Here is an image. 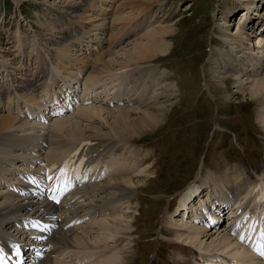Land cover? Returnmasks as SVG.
Wrapping results in <instances>:
<instances>
[{
  "label": "bare ground",
  "instance_id": "1",
  "mask_svg": "<svg viewBox=\"0 0 264 264\" xmlns=\"http://www.w3.org/2000/svg\"><path fill=\"white\" fill-rule=\"evenodd\" d=\"M148 1L152 2V0H125L124 4L128 8L137 7L138 5L140 7L134 11H139L148 7ZM116 2L117 0H85L82 5H79L81 7L77 6L82 11L80 21H82L81 28L85 29L83 34L77 35L76 39L75 33L71 34L74 38H70L69 41H66L69 44H63L61 47L55 45L50 49H37L38 68L32 69L31 73L28 74L23 72V74L25 73V80H33L31 83L33 87L26 86V89H29L26 94L34 95L37 101H50L52 104L57 101V105H62L61 100L65 101L67 99L66 95L67 97L75 96L78 100V105L74 106L75 112L73 114L53 119L47 124L31 125L32 128L40 130L41 141L47 143L51 137L62 138L64 141L89 140L91 138L98 145L94 159L98 163L106 162L102 169L111 167V171L105 179V182H109L107 185L101 184V182L87 184V180L77 181L78 188H81L77 191L76 200L73 201L71 198H67L60 205H53L49 211L44 209L42 192L35 191L34 187L29 191H24L27 184L19 178L17 181L9 182V188L0 189V238L3 233L10 232L18 239L17 249L29 252L25 255L22 264H75L78 261L84 262H78V264H127L126 262H128L127 260L131 254L127 243H123L126 237L120 239L116 235L118 232H129L131 224L128 220L126 222H129V224L123 225L120 223L122 225H116L119 221L115 216L118 215L120 221L123 222L124 218L120 216H123L126 210L130 212L129 201L132 196V187L138 184L139 177L141 178V174L145 173L150 162L147 165V151L142 153L143 150H141L139 153V150L130 148L128 144L132 139L131 137L139 136L138 133L143 132V130L158 125L164 117V108L162 105L159 106L160 103L157 104V101L164 100V97L156 100V103L151 102V98H157L161 92L154 93L151 97L149 95L150 78L147 81V78L144 79L143 76L150 68L152 69L147 73L154 76L156 65L148 68L139 67V62L148 61L158 54L168 52V44L164 42V35L169 33L172 28L166 25L153 26L152 28L145 26L148 30L141 39L144 38L146 41L142 42L140 39L134 42L129 50L121 53L123 56L125 55L123 57L125 62H118L120 61L117 56L119 52L114 50V46L120 45L121 40L134 29L122 30L117 35L116 40L114 39L115 36L110 37L109 25L106 26V24L119 19L117 15L120 12L115 6ZM246 7V10L240 12L247 15L250 7L247 5ZM111 12H113V16L108 23L105 16L108 17ZM127 14L129 13L127 12ZM248 23L249 21H243L234 34H226L227 38L224 40L230 44L231 50L240 52L245 49L244 44L247 43L244 40L245 36H242L243 31L241 32V29L242 25ZM84 24L91 25L86 26ZM105 33L110 36L107 37ZM83 37L87 39L82 40ZM156 37L158 40H156ZM18 39L21 38L18 37ZM259 40L261 41H255L252 44L253 48L256 47V54H253L251 50L249 56L245 58L246 62H240L238 68L226 60L223 65L229 75L236 79L237 91L247 94L252 99H259V113H263L262 117L264 118V111L261 110V106H264V44L261 43L264 42H262V38ZM61 42L59 41V43ZM17 52H22L21 46H18ZM225 52L228 56L232 55L229 50ZM218 53L221 54V51H218ZM224 56H221L222 59H224ZM132 63L136 65L130 68ZM7 64H3L4 70H2L5 72L7 66L4 65ZM115 64L119 68L114 69L112 66ZM259 69H261V73L258 71ZM133 74H137L136 76H140L144 80L141 82L139 79L141 83L133 82L128 87L129 79L135 80V82L137 80L132 78L135 77ZM129 75L131 76L129 77ZM159 78L164 80L166 77L161 72ZM39 80L43 81L35 84ZM218 82L224 85L223 78L220 77ZM38 85L43 86L42 89L36 93H31L33 88H37ZM2 90L3 88H0V141L3 140L5 134H10L11 139L10 143L4 141L0 143V146L4 143L8 145L4 147V151L8 154V149L15 150L13 147L15 140L23 138L28 132L25 129L19 130V126L25 125L27 122L17 116L16 113L13 114L14 111L11 110L8 104L9 98L18 94L17 85L11 83L9 88L6 89L8 94H2ZM99 90L101 91L97 93ZM165 93L163 96L170 95H165ZM171 97L174 96L171 95ZM35 99L32 98L31 100L34 101ZM112 101L118 103L121 101L122 105L114 103L113 108H110ZM33 104L34 102L26 99L18 109H25ZM148 104H155L157 107L143 108ZM76 115L78 118H76ZM132 115L137 117L133 118ZM84 121H96L97 125L91 126L88 123H81ZM105 129L107 130L105 131ZM17 131H20V133L18 134ZM87 131L90 134H87ZM41 149H43L41 142L35 141L34 150L28 158H42L44 152ZM14 157L21 158L22 162L26 158L17 154L16 151ZM11 161L13 162L10 163ZM5 162L15 165L14 158L10 162ZM98 167L100 168L101 165ZM91 169L92 165L84 162L81 166H77L74 172L77 173V177H86L91 175ZM207 170L202 175L201 168H199L196 175L199 186L202 191H205V194L199 195L197 201L193 203L194 205H190L192 215L194 218L197 215L204 216L209 204L207 202L211 198L214 201H217L218 198L228 200L232 198L236 203L235 205H232L230 201L226 202L224 206L215 203L211 209L214 210L215 208L214 211L223 209L228 212L230 218L233 217L235 222L242 223L240 224V231L230 234L224 227L220 229V226H214L210 230L207 228V223H196L192 219H184L185 213L182 217H179L180 213L176 214L180 206L188 208L186 200L196 190L193 182L184 188L176 211L166 210L165 221L162 222L161 226L172 234L171 238L175 245V256L178 263L190 261L189 264H191V257L193 254L196 255L192 247L196 248L201 256L210 253L215 257L213 251H219L227 253L228 256L240 263L248 262L251 257L247 258L248 254L246 252L250 251L257 254L253 251V247L260 244L258 230L260 228L264 230V224L261 223L260 219L264 218V168L260 174L255 173L253 179L246 171L243 172L236 165L229 166L224 172H219V170V174L213 169ZM118 175L121 176L118 178L119 180H116V177L113 182V178ZM135 179L137 180L134 181ZM116 182L124 185V187L112 185ZM83 184L84 186H82ZM13 185L17 187V192L11 189ZM102 193H105V196H101ZM120 205L123 209H120ZM108 215L109 217H107ZM176 216L179 218H176ZM110 217L114 218L110 220ZM213 218L211 217L212 220ZM21 224H30V231L21 230ZM162 227L158 232L159 236L164 234ZM25 233L29 234L28 239L24 238ZM17 236L19 237L17 238ZM239 237L249 238L251 246H245L241 243ZM27 244L29 247L25 249ZM72 247L76 249L74 250ZM39 250L42 251L40 257L36 255ZM18 258H20V253L16 259ZM224 264L231 263L225 260Z\"/></svg>",
  "mask_w": 264,
  "mask_h": 264
},
{
  "label": "rangeland",
  "instance_id": "2",
  "mask_svg": "<svg viewBox=\"0 0 264 264\" xmlns=\"http://www.w3.org/2000/svg\"><path fill=\"white\" fill-rule=\"evenodd\" d=\"M84 1L0 0V60L2 66L4 63H12L15 66L19 65L16 62H20L23 65L26 63L24 67H31L28 59L30 58L33 65L32 69L35 70L39 66V61L36 59L37 49H50L55 45L61 47L63 44H69L66 41H69L70 38L75 36L76 39L77 35H82L85 29L81 28L80 15L82 11L78 7H81L79 5H82ZM124 1L117 0L115 3L117 10L120 12L117 15L119 19L106 24V26L109 25L111 36L105 33L107 37L113 38L115 36L114 39L116 40L117 35L122 30L134 29L126 36L127 38L121 40L120 45L114 46V50L119 52L117 56L120 61L118 62H125V58H123L125 55L123 56L121 53L129 50L134 42L139 41L145 35L148 30L145 26H149V28L164 25L171 27V31L164 35V42L168 44V52L158 54L148 61L139 62V67L148 68L156 64L170 67L173 72L168 71L169 80H175L180 98L177 95L178 91H176L174 82L170 81L168 86L167 82H164L168 80L166 68L157 72L156 65V76H150L147 73L152 68L143 75L144 79L147 78V81L150 78L149 95L151 97L154 93L161 92L157 98H151V102L156 103V100L164 97V100L157 101V104L160 103L159 106L162 105L164 108V117L161 123L152 126L153 128L143 130V132L138 133L139 136L131 137L132 139L129 141L130 148L139 150V153L141 150H143L142 153L144 151L148 152L147 165L150 163L145 173L141 174V178L139 177L138 184L132 187L130 198L132 208H130V212L126 210L124 211L125 214L120 216L125 220L123 219V222H121L118 215L115 216L119 221L115 222L116 225L129 224L132 220L129 230L133 229V231L130 233L127 231L124 233L118 232L116 235L122 239L126 237L123 242L127 243L131 253L128 262H126L127 264H189L190 261L178 263L175 256V245L170 237L171 232L165 231L168 237L161 236L157 238V231L159 232L162 227L159 228L160 222L162 225V222L165 221L166 211L164 212V210L171 197L173 195L178 196V191L186 187L190 180L196 179L199 168L204 173L205 170L208 171V167H214L213 170L219 174V172L227 170L229 166L232 167L237 164L252 179L255 177V173L260 174L264 168V118L262 117L263 113H259L260 101L237 91L236 79L232 75L233 79L227 77L229 73L223 65L225 60L236 65V67L240 62L245 63V58L249 56L251 50L253 54L257 52L256 47L253 48L252 44L255 41H261L260 38L264 42V0H152V2L148 1V7L139 11L134 10L140 6L128 8L125 6ZM246 5L250 7L249 12H254L257 16L250 13L251 22L242 25V36H245L244 40L247 44H244L245 49L236 52L230 49V44L225 42L224 39L227 38L226 34L232 35L236 32L241 18V13H239L240 15H237V13L246 10ZM112 16L113 12L109 13L108 17L105 16L107 18L106 22L109 23ZM84 25L90 26L91 24ZM71 34H74V36ZM51 36L53 37L50 39ZM18 37L21 39H18ZM84 39L87 38L83 37L82 40ZM141 40L142 42L146 41L144 38ZM156 40H158L157 37ZM59 41L62 42L59 43ZM18 46H21L23 51V55L20 57L15 56V54H18ZM217 50L221 51V54ZM227 50L232 55L228 56L225 52ZM222 55H225L224 59H222ZM135 65V63H132L130 68ZM112 67L114 69L119 68L117 64ZM14 69V67H11L8 71ZM22 69L25 68L19 65L18 72L24 77L26 72L24 71L23 74ZM32 69H28L27 74L31 73ZM8 71L6 70V72ZM258 71L261 73V69ZM161 72L166 77L164 80L159 78ZM136 75L132 77L137 79L136 82L129 79L128 87L133 82H143L144 79ZM220 77L223 78L224 85L219 84L218 79ZM11 83L13 82L10 81L9 85ZM9 85L6 89L9 88ZM161 86L162 88H160ZM20 87L21 89L18 92L22 93L24 90L21 85ZM166 88L168 91H166ZM100 91H97V93ZM163 92L165 95H170L163 96ZM171 95L174 97H171ZM177 96L176 103L175 98ZM147 107L157 106L148 104L143 108ZM110 108H113V106ZM261 110L264 111V106H261ZM132 117L136 118L137 116L132 115ZM247 120H250V124L246 122ZM95 122L84 121L81 123L96 126L97 122ZM240 131L246 132L245 137L241 135L238 137L239 142L242 141L243 143L245 155L241 153L237 155L234 148L227 145V139H225L226 135L230 136V132H234L237 136ZM207 132H209L208 138ZM87 134L90 133L87 131ZM6 139L5 136L4 141ZM0 143H3V140ZM208 143L213 146L206 149ZM152 144L158 150L153 149ZM6 146L8 145L5 143L0 146V157L8 156L4 153V147ZM157 151H159V155ZM233 154H236L235 158H233ZM158 156L161 158L156 160ZM161 160L163 161L160 163ZM0 161L2 162V160ZM143 161L145 160L143 159ZM206 161L209 164H206ZM1 162L0 171L1 173L4 172L3 176H17L18 170L11 169V166H5V163ZM14 164L15 167H20L19 161ZM119 177L121 176H115L112 181L119 180ZM103 184L107 185L109 182L104 181ZM112 185L124 187V185L117 182ZM102 196L104 195L102 194ZM135 200L138 204L134 202ZM120 206V209H123L122 205ZM126 216L128 217L126 218ZM112 218L110 217V220ZM128 220L129 222H126ZM122 233L123 235H121ZM5 234H10V232ZM160 250L163 253H159ZM174 258L177 260L175 261Z\"/></svg>",
  "mask_w": 264,
  "mask_h": 264
},
{
  "label": "snow or ice",
  "instance_id": "3",
  "mask_svg": "<svg viewBox=\"0 0 264 264\" xmlns=\"http://www.w3.org/2000/svg\"><path fill=\"white\" fill-rule=\"evenodd\" d=\"M261 223L264 224V219H262ZM260 236H261L262 238H264V231H262V232L260 233ZM241 239H243V237H241ZM253 251H255V252L257 253V255H259L260 257L264 258V244H258V245H255V246L253 247ZM18 254H19V253H17V255H18ZM0 259H2V258H0Z\"/></svg>",
  "mask_w": 264,
  "mask_h": 264
}]
</instances>
